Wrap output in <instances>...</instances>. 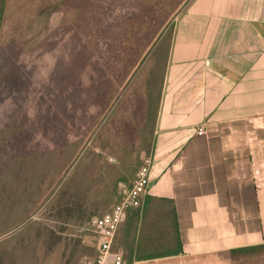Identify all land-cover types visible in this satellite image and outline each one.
I'll return each mask as SVG.
<instances>
[{
  "label": "rangeland",
  "instance_id": "rangeland-1",
  "mask_svg": "<svg viewBox=\"0 0 264 264\" xmlns=\"http://www.w3.org/2000/svg\"><path fill=\"white\" fill-rule=\"evenodd\" d=\"M4 1L0 255L21 254L25 242L27 253L37 247V256L45 257L40 243L27 240L48 224L46 208L72 199L73 208L84 202L86 215L92 202L99 207L113 195L120 201L133 186L147 159L140 160L151 125L147 102L162 83L153 53L194 0ZM123 178L131 185L119 187ZM71 228L70 256L85 253L84 264H96L108 239L86 224ZM59 253L53 264L64 260ZM230 264H264V248Z\"/></svg>",
  "mask_w": 264,
  "mask_h": 264
},
{
  "label": "crops",
  "instance_id": "crops-1",
  "mask_svg": "<svg viewBox=\"0 0 264 264\" xmlns=\"http://www.w3.org/2000/svg\"><path fill=\"white\" fill-rule=\"evenodd\" d=\"M147 108L148 185L112 251L124 264H154L264 247V0H194L174 24ZM118 199L92 202L86 215L84 202L60 200L27 240L47 256L22 242L21 254L0 255V264H53L61 247L65 258L54 264H84L85 253L70 256L71 227L110 213Z\"/></svg>",
  "mask_w": 264,
  "mask_h": 264
},
{
  "label": "built area",
  "instance_id": "built-area-1",
  "mask_svg": "<svg viewBox=\"0 0 264 264\" xmlns=\"http://www.w3.org/2000/svg\"><path fill=\"white\" fill-rule=\"evenodd\" d=\"M151 163L146 159L139 168L136 179L132 187L123 191V197L118 201L110 213L101 217H92L86 223V226L95 230V232L104 238L106 243H101L100 253L102 255L96 264H124L122 254L113 252L111 245L118 226L126 219L127 211L140 206V196L146 191L148 185V173Z\"/></svg>",
  "mask_w": 264,
  "mask_h": 264
},
{
  "label": "trees",
  "instance_id": "trees-1",
  "mask_svg": "<svg viewBox=\"0 0 264 264\" xmlns=\"http://www.w3.org/2000/svg\"><path fill=\"white\" fill-rule=\"evenodd\" d=\"M4 0H0V20L2 19L3 11H4ZM169 43H170V36L168 35L167 37H162L156 51L153 53V58L155 60V64L165 69L166 65V54L167 50L169 48ZM163 76L160 78V81H162ZM154 110H152V113ZM11 182V181H8ZM120 199V198H119ZM263 246L259 247H250V248H240V249H231L228 251H222L214 254H209V255H200V256H195V257H182L178 259H172V260H197V261H204V260H209L210 262L212 260H224L226 264H230L233 260L235 261L239 255L249 253V252H255L257 250L263 249ZM171 261V260H167ZM166 261V262H167ZM176 262V261H175ZM203 263V262H200Z\"/></svg>",
  "mask_w": 264,
  "mask_h": 264
}]
</instances>
